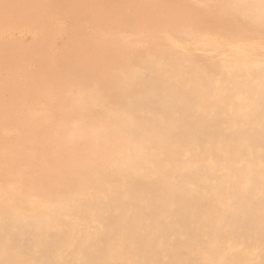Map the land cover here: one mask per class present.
Listing matches in <instances>:
<instances>
[{"label": "bare ground", "instance_id": "6f19581e", "mask_svg": "<svg viewBox=\"0 0 264 264\" xmlns=\"http://www.w3.org/2000/svg\"><path fill=\"white\" fill-rule=\"evenodd\" d=\"M77 1L58 0L57 7L65 11L69 7L73 8V6H76V4H78ZM127 1L129 2L130 0ZM127 1L125 2L128 3ZM180 2L181 4L178 5L177 7L178 10L175 16L176 19L173 20L174 22L168 21L169 23L168 26L171 27V31L157 29L160 32L157 33V35L160 36V44L159 46H156V51L159 53V48L161 45L167 48H171L175 51V57L172 55V61L174 65L173 68H170L168 66L170 63L161 57L162 54L158 55L154 60V65L157 70L156 81L160 83V91L164 96L165 102L163 103L164 105L163 107L166 111L167 118L153 120L154 122L152 121L153 123L151 122L152 124L150 125L151 132H149L148 135L151 139L154 140L156 137H159L157 143L159 144L160 151L162 153L160 155L148 153L149 150L147 145L143 142L139 144L135 143L132 140L133 136L132 134H130L131 131L129 129V126L127 124H124V126L120 128V130L117 129L115 131L116 128L113 130L114 133L122 132L124 133V136L128 134L129 135H128V140L126 141L125 144V148H121L116 152L117 154L112 161L115 162L114 163L115 169L112 170L113 174L110 175L109 173L106 172L101 173V169H100L101 167L99 168L98 158L101 156V153L105 148L103 146L104 142L100 143V139L102 135L105 136L108 134V132L105 129V127L100 124L98 120L96 121L90 120V122L87 121L91 125V128L88 129V131L84 129V126H80V125L75 127L70 126V124L68 123L69 121H65L63 123L58 122L57 124L54 125H52L51 123V126L49 127L47 125L42 126V128H39L36 131H32L30 129L31 130L30 133L29 132L25 133L27 141L30 138V142H32L33 144H41L40 141L35 140L36 139L35 136H40V135H43L44 137L48 136L47 139L49 138V141L46 139L49 142L47 143L48 144L47 149L51 147L50 143L60 142L64 148L66 147L68 149L69 151L68 153L70 155L66 160V162L62 164V170L64 172L63 178L58 179L57 174L55 173L56 174L55 179H52L49 176V178H46L44 180V185L42 184L43 186L40 188V192L43 193L42 197L38 196L32 198L29 202L26 201L27 203L23 202L21 198H19L18 195L16 194L14 198H11V206L15 209L16 212L15 216L13 215L14 216L13 224H16L15 226H17L18 224L20 227L18 233H12L10 238H7L6 245L8 244L11 248L20 247V245H22L25 241L35 240L39 246L37 248L44 255V257H46V259L49 262L57 260L61 264H264V38H263L264 37V0H227V3L225 6H223V9L219 10V12L214 14L203 13L204 11L202 12V9L201 11L196 12L195 10L191 9L192 7L190 8L186 0ZM84 3L86 4V2ZM100 3H102V1L99 3L97 2V4L101 6ZM79 4L77 6H79ZM135 4L137 5L138 3ZM133 5L131 4V6ZM36 7L38 8L39 6ZM170 7H174V5ZM29 8L31 7L29 6ZM141 8L142 9L139 13V17L143 21L147 17L149 21L152 23V25L158 28L162 27L160 26V24L165 22L164 21L165 17H163V19H160V16L159 18L156 17L157 15H154L155 9L152 10L151 9L152 7H150L148 4L146 5L144 4V6ZM25 9H27V7ZM168 10L170 11V9ZM172 10L174 11V9ZM105 11L107 10H104L103 12ZM28 12H30V10ZM134 12L135 11H133V13ZM83 14L81 16L80 14L72 16L71 18L72 25L70 24L71 29H69L70 30L68 33L69 35L67 34L69 40L66 41L67 42L66 51L64 49V53H62L61 55L57 53L60 55L59 56L60 67L62 68L65 74L68 72V70H70V66H71L70 63H72L70 57L71 55L69 56L70 57L69 60L67 57L70 51L76 52L77 48L81 47L83 44L85 45L88 44L91 48H93L92 50H94V52L96 53L98 50L102 51L101 50L102 49L101 47L103 46L102 41L98 39L97 36L91 37L87 33L86 31L87 25L84 24L85 14L84 15ZM100 14H98V16ZM109 14L107 13V15ZM113 14L118 15L115 12H113ZM133 15L135 16V14ZM58 16H62V15H58ZM91 17L92 16H90V18ZM128 17L130 18V16ZM40 18L42 19L43 17ZM49 18L51 17H48V19ZM91 19L93 20V18ZM118 21L120 23L123 22L121 20ZM33 22L35 23V20ZM48 22L50 23V21ZM94 22L96 23V21ZM101 22L102 21H100V23ZM109 22L111 23V21ZM129 22L132 23L133 21L129 19ZM138 22L140 23V21ZM26 23L28 24V22ZM46 23L47 22H45V24ZM89 23L91 24V22ZM37 25L39 26V24ZM23 26L24 25H22L21 27L23 28ZM29 26L30 25H28V27ZM13 27L15 29V26ZM40 27H42V25ZM117 27H119V25ZM2 28L0 27L1 30ZM119 29L121 30L122 28ZM134 29L132 30L134 31ZM111 31L113 32V30ZM1 35L2 34H0V36ZM15 35L12 34V36L16 37L17 35L16 36ZM177 35L180 36L181 39H184L187 42L185 43V45H183V47L181 46L180 38H177ZM108 37L109 36H107V38ZM40 38L39 40H41L42 42L43 38L42 39ZM256 38H258L261 41H256ZM47 39L49 38L47 37ZM38 45L35 44V46L37 47ZM25 46H27V44ZM70 48L71 50H69ZM4 49H6L5 46ZM78 49L81 50L80 48ZM192 49L216 52L217 54L221 55L222 60L219 63H217L215 62V60H213V57H208L205 59V62H200L194 58ZM12 50H14V47ZM32 50L34 49L32 48ZM6 53L8 55L9 52ZM6 53L4 52V54ZM33 53H31V55ZM103 55L101 56L105 57ZM112 56L115 57V55ZM117 56L118 55H116V57ZM148 56L150 57V55ZM31 57L32 56H30V58ZM82 57L83 56H81V58ZM180 57L183 58V61L180 59ZM47 58L49 59L48 54L45 57V60ZM81 58L80 60H82ZM106 58H108V55L106 56ZM83 60H85V57H83ZM114 61L116 62V60ZM17 62H19V59ZM20 64L22 65V63ZM9 66L7 69H9ZM118 67L125 68L127 67V65H125V63L123 64L121 63V65H118ZM118 70L119 69H117V72ZM3 73H5L4 70ZM48 74L49 73L47 71V75ZM96 74L97 73H95V75ZM76 75H74V78ZM135 76L136 75H134V77ZM74 78L73 79L70 78V79L74 80ZM39 79H40V75H39ZM55 79L56 78H54V80ZM66 79L67 78H65V81ZM48 80L50 81V79ZM166 80L172 82L164 86L163 83L166 82ZM18 84H19L18 87H20V83ZM106 84H105V89H107ZM12 85L10 86L12 87ZM66 85L69 86V84ZM74 85H76V83ZM26 88L24 90H26ZM155 89L152 87L147 88L146 92L151 93ZM29 91L31 92V90ZM7 94L9 95L11 93H7ZM18 96L20 97L21 95L19 94ZM98 96H99L98 93H92L86 99V101L94 103L98 98ZM26 97L28 98V96ZM75 102L77 103V105L81 106L83 99L77 98L75 99ZM135 102L142 103V94H140L135 99ZM134 107H135L134 109L139 110L136 104L134 105ZM28 113H33V112L30 111ZM59 116L61 117V114ZM62 116H64V114ZM70 118L71 117H69V119ZM80 118L81 117H79V119ZM25 121L24 122L22 121L21 124L25 123ZM196 121L200 123L196 125L195 124ZM82 122L85 123L86 121H82ZM26 123L29 122L27 121ZM26 125L28 128V124ZM21 126L22 125H20V127ZM193 127L195 129H193ZM134 129H136V127ZM191 129L194 130L195 132L194 136L188 134L190 133ZM86 135L90 136L89 140L83 139ZM6 139L7 142L10 141L8 138ZM40 139L42 138L40 137ZM32 145L30 146V148L32 147ZM102 146L104 148H102ZM90 150L92 151L90 152ZM91 153H93V156ZM77 155H78V158L76 157L77 161L73 160V158H75V156ZM145 158L148 160H146ZM20 160L28 162L29 156H27V154H23V157H21ZM4 161L6 162V160ZM5 162H3V164ZM43 165L44 164H42V166ZM56 165L58 166V163ZM91 173L96 175V177L93 180L91 178ZM13 174L14 176L12 175L13 179L11 180V182L18 183L19 171L15 169ZM0 176L3 175L0 174ZM5 178L8 177L6 176ZM91 182H93L99 188V190H97L98 193L90 194L88 192L87 194V192L82 191V188H86V185H89ZM32 193H30V195ZM35 193L36 192H34V194ZM96 225H98L99 228L94 229L93 232L91 233L89 231L90 226L95 227ZM81 226H85L86 229L83 230ZM13 230L14 229H12L11 231ZM7 231L9 232V230ZM5 235L7 236V234ZM15 260L18 263L24 262L26 264H36L33 259L27 258L22 250L16 253ZM0 264H5V258L1 256V254H0Z\"/></svg>", "mask_w": 264, "mask_h": 264}, {"label": "rangeland", "instance_id": "374dc122", "mask_svg": "<svg viewBox=\"0 0 264 264\" xmlns=\"http://www.w3.org/2000/svg\"><path fill=\"white\" fill-rule=\"evenodd\" d=\"M14 1V2H13ZM1 0L0 1V174L3 176H0V254L5 258V264H26V263H18L15 260L16 253H18L20 250L23 251L24 255L27 258H31L35 261L36 264H61L59 261H48L46 257L39 251L37 247L38 243L35 240H29L25 241L20 247H10L8 244L6 245L7 238H10L12 233H18L19 231V225L15 226L14 223V216L16 214L15 209L11 206V198H14L16 195H18L19 198L23 202H29L32 198L35 197H42L43 193L40 192V188L44 185V180L46 178H49V176L52 179L57 178L61 179L64 177V172L62 170V164L66 162V160L69 157V151L65 147L61 145L60 142H54L50 143L51 147L47 149V143H49L48 136L44 137L43 135L35 136L36 141H40L41 144H33L30 142V138L27 141L26 132L36 131L39 128H42V126H51L54 124H57L58 122L63 123L65 121H69L68 123L70 126H84V129L88 131V129L91 128V125L88 123L91 121L98 120L102 126L105 127L108 134L101 137L100 143H103L104 150L101 153V156L98 158L99 168L101 169V173H109L110 175L113 174L112 170L115 169V162H112L113 159L116 156L117 150L121 148H125L126 141L128 140V135L124 136V133L115 131L124 126V124H127L129 126V129L131 131L130 134L133 136V141L137 144L143 142L148 147V153L160 155L162 152L160 151V146L157 143V140L159 137H156L155 140L151 139L148 135L150 130V125L154 122L155 119H164L167 118L166 111L164 109L163 103L164 96L160 91V83L156 81V74L157 70L154 65V60L158 55H161L162 58H164L166 61H168L170 64L168 65L170 68H173V61H172V55L175 57V51L171 48H167L165 46H160L159 53L156 51V46H159L160 44V36L157 35V33H160L158 30H170L171 27L168 26V21L172 22L176 19V12L178 10V5L181 4L180 1L183 0H130V4L126 3L124 0H76L78 4L76 6L69 7L65 11L62 9H59L57 7L58 0ZM27 3H26V2ZM49 1V2H48ZM57 1V3H56ZM80 1V2H79ZM93 3H91V2ZM96 1V2H95ZM101 6L97 4V2H101ZM104 1V2H103ZM118 1V2H117ZM124 1V2H123ZM153 1V2H152ZM156 1V2H155ZM171 1V4H170ZM211 1V2H210ZM4 2V4H3ZM25 2V3H23ZM55 2V3H54ZM82 2V3H81ZM86 2V4L84 3ZM106 2V3H105ZM186 2L189 4L190 8L195 10L196 12L201 11L203 13H217L219 10L223 9V6L226 5L227 0H186ZM8 3V4H7ZM21 3V4H20ZM29 3V4H28ZM33 3V4H32ZM38 5H37V4ZM104 3V4H103ZM126 3V4H125ZM135 3H138L137 5ZM168 3V4H166ZM177 3V4H175ZM43 4V5H41ZM47 4V5H46ZM56 4V5H55ZM82 4V5H81ZM93 4V5H92ZM108 4V5H106ZM120 4V5H119ZM125 4V5H124ZM129 6H128V5ZM131 4H135L131 6ZM144 4H148L151 9L154 10V15H157L156 17L160 19L164 18V23H161L160 28L155 27L152 25V23L149 21V19L146 17V19L143 21L139 17V13L141 11V7L144 6ZM174 7H170L173 6ZM15 5V7H14ZM33 5V7H32ZM49 5V6H48ZM51 5V6H50ZM53 5V6H52ZM111 5V6H110ZM115 5V6H114ZM159 5V6H158ZM166 5V6H164ZM194 5V6H193ZM3 6V7H2ZM17 6V7H16ZM19 6V7H18ZM27 9H25L26 7ZM29 6L31 8H29ZM36 6H39L38 8ZM45 6V7H44ZM91 6V7H90ZM98 6V7H97ZM106 6V7H105ZM117 6V7H116ZM122 6V7H121ZM156 6V7H154ZM176 6V8H175ZM13 7V8H12ZM25 7V8H24ZM54 9H53V8ZM84 7V8H83ZM96 7V9H95ZM110 7V8H109ZM119 7V8H118ZM124 7V8H123ZM132 7V8H130ZM160 9H159V8ZM194 7V8H193ZM8 8V9H6ZM20 8V9H19ZM22 8V9H21ZM45 8V9H44ZM77 8V9H76ZM94 8V9H92ZM100 8V9H99ZM106 8V9H105ZM113 8V9H112ZM118 8V9H117ZM126 8V9H125ZM137 8V9H136ZM140 8V9H139ZM162 8V9H161ZM197 8V10H196ZM12 9V11H11ZM18 9V10H15ZM24 9V10H23ZM35 9V10H34ZM43 9V10H41ZM74 9V10H72ZM91 9V10H90ZM107 10L103 12L102 10ZM110 9V12H109ZM128 9V10H127ZM136 9V10H134ZM164 9V10H163ZM170 9V11L168 10ZM174 9V11L172 10ZM6 10V11H5ZM14 10V11H13ZM22 10V11H21ZM30 10V12H28ZM41 10V11H40ZM53 10V11H52ZM57 10V11H56ZM61 10V11H59ZM78 10V11H77ZM85 10V11H84ZM127 10V11H126ZM135 11L133 13V11ZM138 10V12H137ZM25 11V12H24ZM34 11V12H32ZM36 11V12H35ZM69 11V12H68ZM80 11V12H79ZM94 11V12H92ZM101 11V12H100ZM124 11V12H123ZM40 14H38V13ZM42 12V13H41ZM44 12V13H43ZM46 12V13H45ZM51 12V13H50ZM58 14H57V13ZM86 12V13H85ZM98 12V13H97ZM115 12L118 15L113 14ZM120 12V14H119ZM167 12V13H165ZM6 13V14H5ZM8 13V14H7ZM13 13V14H12ZM19 13V14H18ZM24 13V15H23ZM26 13V14H25ZM31 13V14H30ZM67 13V14H66ZM69 13V15H68ZM74 13V14H73ZM76 13V14H75ZM85 15H84V14ZM92 13V14H91ZM94 13V14H93ZM101 13V14H100ZM107 13L109 15H107ZM132 13V14H131ZM157 13V14H156ZM159 13V14H158ZM201 13V12H200ZM11 14V15H10ZM29 14V15H28ZM36 14V15H35ZM48 14V15H47ZM50 14V15H49ZM71 14V16H70ZM80 16L83 14L84 16V24L86 26V31L91 37H96L100 39L103 43V46L101 47L102 51L98 50L97 53L92 50L88 44H83L79 50L77 48V53L75 51H68V60L71 57L70 70L65 74L62 68L60 67V59L59 56L64 53V49L66 51V45L69 40L67 34L69 33V29H71V18L73 15ZM97 14V15H96ZM98 14H100L98 16ZM105 14V15H104ZM112 14V15H111ZM123 14V15H122ZM135 14V16L133 15ZM172 14V15H171ZM9 15V17H8ZM24 17H23V16ZM55 15V16H53ZM62 15V16H58ZM111 15V16H110ZM130 16V18L128 16ZM16 17L15 19L13 18ZM46 16V17H45ZM57 16V17H56ZM67 16V17H66ZM89 18H88V17ZM93 18V20L90 18ZM103 16V17H102ZM116 18L114 19L113 18ZM124 16V17H123ZM133 16V17H132ZM32 17V18H31ZM39 17V18H38ZM40 17H43L42 20ZM48 17H51L48 19ZM54 17V19H53ZM62 17V18H61ZM106 17V18H104ZM108 17V18H107ZM119 17V18H118ZM31 18V19H30ZM38 20H37V19ZM66 18V19H64ZM68 18V19H67ZM97 18V19H95ZM111 18V19H110ZM124 18V19H123ZM168 20H167V19ZM11 19V20H10ZM25 21H24V20ZM27 19V20H26ZM40 19V20H39ZM53 19V20H52ZM61 19V21H60ZM88 21H86V20ZM99 19V20H98ZM103 19V20H102ZM129 19H131L133 24L129 22ZM135 19V20H133ZM139 19V20H138ZM148 19V21H147ZM6 20V21H4ZM35 20V23L33 22ZM68 20V21H65ZM107 20V21H106ZM111 21V23L109 21ZM116 20V21H115ZM118 20L123 21L120 23ZM23 21V22H22ZM30 21V22H29ZM41 21V23H40ZM50 21V23L48 22ZM59 21V22H58ZM63 21V22H62ZM70 21V22H69ZM96 21V23L94 22ZM100 21H102L100 23ZM114 21V24H113ZM140 21V23L138 22ZM8 22V23H7ZM28 22V24L26 23ZM45 22H47L45 24ZM65 22V23H64ZM91 22V24L89 23ZM126 22V23H125ZM174 22V21H173ZM20 23V24H19ZM25 23V24H24ZM32 23V24H31ZM104 23V24H103ZM135 23V24H134ZM167 23V25H166ZM4 24V25H3ZM6 24V25H5ZM10 24V26H9ZM15 24V25H14ZM39 24V26L37 25ZM71 24V25H70ZM99 24V25H98ZM102 24V25H101ZM128 24V25H127ZM149 24V25H148ZM164 24V25H163ZM22 25L23 28L21 27ZM28 25H30L28 27ZM35 25V26H33ZM42 25V27H40ZM56 25V26H54ZM68 25V27H67ZM70 25V26H69ZM98 25V26H97ZM113 25V26H112ZM119 25V27H117ZM127 25V26H126ZM131 25V26H130ZM9 28H8V27ZM15 26V29L14 27ZM20 26V27H19ZM38 26V27H37ZM46 26V27H45ZM52 26V27H50ZM65 26V27H64ZM101 26V28H100ZM104 26V27H102ZM106 26V29H105ZM139 26V27H138ZM146 26V27H145ZM168 26V27H167ZM17 27V28H16ZM28 27V28H27ZM32 27V28H31ZM50 27V28H48ZM56 27V28H55ZM61 27V28H60ZM73 27V26H72ZM95 27V28H94ZM97 27V28H96ZM141 27V28H140ZM5 28V29H4ZM19 28V30H18ZM54 28V29H53ZM92 28V29H91ZM109 28V29H107ZM112 28V29H111ZM114 28V29H113ZM116 28V29H115ZM119 28H122L121 30ZM134 29V31L132 29ZM139 28V29H138ZM144 28V29H143ZM64 29V30H63ZM103 29V30H102ZM130 29V30H129ZM158 29V30H157ZM28 30V31H27ZM41 30V31H40ZM48 30V31H47ZM51 30V33H50ZM67 33H66V31ZM109 30V31H108ZM113 30V32L111 31ZM139 30V31H138ZM143 30V32H142ZM155 30V31H154ZM2 31V33H1ZM20 31V32H19ZM35 31V32H33ZM129 31V32H128ZM131 31V32H130ZM133 31V32H132ZM158 31V32H157ZM8 32V33H7ZM14 32V33H13ZM40 32V33H38ZM111 32V33H110ZM123 32V33H122ZM137 32V33H136ZM45 33V34H44ZM64 33V34H62ZM125 33V34H124ZM133 33V34H132ZM139 33V34H138ZM9 34V35H8ZM15 35L16 37L12 36ZM48 34V36H47ZM55 34V35H54ZM23 35V36H22ZM40 35V36H38ZM43 35V36H42ZM69 35V34H68ZM117 35V36H116ZM124 35V36H123ZM9 36V37H8ZM21 36V37H20ZM51 36V37H50ZM63 36V37H62ZM107 36H109L107 38ZM7 37V38H6ZM41 37V38H40ZM47 37L49 39H47ZM66 37V38H65ZM87 37V36H86ZM115 37V38H114ZM3 40H2V39ZM42 39V42L41 40ZM58 38V39H57ZM63 38V39H62ZM177 38H180L181 46L185 45L187 43L184 39H181L180 36L177 35ZM264 38V37H263ZM65 39V40H64ZM2 40V41H1ZM19 40V41H18ZM21 40V41H20ZM23 40V41H22ZM47 40V41H46ZM49 40V41H48ZM54 40V41H52ZM108 40V41H107ZM116 40V41H115ZM118 40V41H117ZM134 40V41H133ZM9 41V42H8ZM35 41V42H34ZM126 41V42H125ZM256 41H261L258 38H256ZM8 42V43H7ZM41 42V43H40ZM45 42V43H44ZM49 44H48V43ZM60 42V43H59ZM64 42V43H63ZM155 46H153L151 43ZM154 42V43H153ZM6 43V45H5ZM13 43V44H12ZM18 45H17V44ZM38 45L35 46V44ZM51 43V45H50ZM66 43V44H65ZM106 43V44H105ZM127 43V44H126ZM134 43V44H133ZM157 43V44H156ZM27 44V46H25ZM63 46H61V45ZM108 44V45H107ZM6 49H4V46ZM10 45V46H9ZM15 45V46H13ZM47 45V46H46ZM54 45V47H53ZM115 45V46H114ZM120 45V46H119ZM142 45V46H141ZM19 46V47H18ZM33 46V47H32ZM43 46V47H42ZM111 46V47H110ZM152 48H151V47ZM14 47V50H12ZM26 47V48H25ZM47 47V48H45ZM107 47V48H106ZM117 47V48H116ZM162 47V48H161ZM25 48V50H24ZM32 48L34 50H32ZM36 48V49H35ZM58 48V49H57ZM72 48V47H71ZM71 48L69 50H71ZM110 48V49H109ZM113 48V49H112ZM121 48V49H120ZM128 50H127V49ZM192 48V47H191ZM3 49V50H2ZM20 49V50H18ZM28 49V50H27ZM31 49V50H30ZM40 49V51H39ZM43 49V50H42ZM46 51H45V50ZM104 49V50H103ZM120 49V50H119ZM123 49V50H122ZM154 49V50H152ZM163 49V50H162ZM7 50V51H6ZM37 50V51H36ZM62 50V52H61ZM84 50V51H83ZM107 50V51H106ZM113 50V51H112ZM118 50V51H117ZM122 50V51H121ZM139 50V51H138ZM162 50V51H161ZM22 51V52H21ZM35 51V52H34ZM45 51V52H44ZM55 51V52H54ZM86 51V52H85ZM90 51V53H89ZM117 51V52H116ZM161 51V52H160ZM164 51V52H163ZM195 51V52H194ZM4 52H9L4 54ZM16 52V53H15ZM25 52V53H24ZM34 52V53H33ZM52 52V53H51ZM75 52V53H74ZM82 52V53H81ZM105 52V53H104ZM116 52V53H115ZM133 52V53H132ZM139 52V53H138ZM19 53V54H18ZM21 53V54H20ZM24 53V54H23ZM28 53V54H27ZM31 53H33L31 55ZM36 53V54H35ZM39 53V54H38ZM41 53V54H40ZM54 53V54H53ZM59 53V54H57ZM95 53V54H94ZM107 53V54H106ZM112 53V54H111ZM120 53V54H119ZM131 53V54H130ZM148 53V54H147ZM192 53L194 55V58L197 59L200 62H205V59L208 57H213V60L215 62L219 63L222 60L221 55L217 54L216 52H209V51H202L198 49H192ZM209 53V54H208ZM11 54V55H10ZM14 54V55H13ZM18 54V55H17ZM36 56H35V55ZM45 60V57L47 56ZM51 54V55H50ZM78 54V55H77ZM81 54V55H79ZM86 54V55H85ZM90 54V55H89ZM100 54V55H98ZM104 54V55H103ZM106 54V55H105ZM125 54V55H124ZM22 55V56H21ZM28 55V56H27ZM34 55V56H33ZM46 55V56H44ZM54 55V56H53ZM71 55V56H70ZM88 55V56H87ZM101 55L105 56L102 57ZM108 55V58L106 56ZM112 55H115L113 57ZM116 55H118L116 57ZM144 55V56H143ZM150 55V57L148 56ZM154 55V56H153ZM206 55V56H205ZM6 56V57H5ZM18 56V57H17ZM30 56H32L30 58ZM57 56V57H56ZM70 56V57H69ZM75 56V57H74ZM85 57V60H83V57ZM91 56V57H90ZM93 56V57H92ZM100 56V57H99ZM120 56V59H119ZM128 58H127V57ZM137 56V57H136ZM147 56V57H146ZM5 57V58H4ZM9 57V58H7ZM17 57V58H16ZM20 57V58H19ZM23 57V59H22ZM35 57V58H34ZM78 57V58H77ZM89 57V58H87ZM112 57V58H111ZM7 58V59H6ZM11 58V59H10ZM14 58V59H13ZM25 58V59H24ZM41 58V60H40ZM77 58V59H76ZM80 58L82 60H80ZM95 58V59H94ZM107 60H106V59ZM115 58V59H114ZM19 59V62H17ZM29 59V60H28ZM35 59V60H34ZM39 59V60H38ZM77 62H75L74 61ZM102 59V60H101ZM145 59V60H144ZM180 59L183 61V58L180 57ZM11 62H9V61ZM25 60V61H23ZM34 60V61H33ZM52 60V61H51ZM55 60V61H54ZM92 60V61H91ZM104 60V61H103ZM116 60V62L114 61ZM121 60V61H120ZM127 60V61H126ZM129 60V61H128ZM5 63H4V62ZM34 63H32V62ZM37 61V62H36ZM47 61V62H46ZM51 61V62H50ZM58 61V62H57ZM86 61V62H85ZM99 61V62H98ZM109 61V62H108ZM7 62V63H6ZM14 62V63H12ZM42 62V63H41ZM50 62V63H49ZM84 62V63H83ZM97 62V63H96ZM22 63V65L20 64ZM27 63V64H26ZM46 63V64H45ZM100 63V65H99ZM102 63V64H101ZM104 63V64H103ZM106 63V64H105ZM121 63H125L127 67L120 68L118 65H121ZM127 63V64H126ZM136 63V64H135ZM9 66V69L8 66ZM29 64V65H28ZM34 64V65H33ZM40 64V65H39ZM52 64V65H51ZM57 64V65H56ZM79 64V65H78ZM85 64V65H84ZM87 64V66H86ZM92 64V65H91ZM115 64V65H114ZM117 64V65H116ZM4 65V66H3ZM15 65V66H14ZM48 65V66H47ZM55 65V67H54ZM59 65V66H58ZM78 65V66H77ZM94 65V66H93ZM109 65V66H108ZM112 65V66H111ZM135 65V66H134ZM12 66V67H11ZM27 66V67H26ZM38 66V67H36ZM42 68H40V67ZM52 66V67H51ZM78 68H76V67ZM117 66V67H116ZM19 67V68H18ZM22 67V68H21ZM47 67V68H46ZM61 69H60V68ZM92 67V68H91ZM130 67V68H129ZM16 70H14V69ZM26 68V69H25ZM36 68V69H35ZM46 68V69H45ZM73 71H72V69ZM76 68V69H75ZM94 68V69H93ZM99 68V70H98ZM144 68V69H143ZM44 69V71H43ZM51 69V70H50ZM57 69V70H56ZM60 69V70H59ZM75 69V70H74ZM117 69L118 72H117ZM121 69V70H120ZM128 69V70H127ZM2 70V71H1ZM3 70L5 73H3ZM10 70V71H9ZM12 70V71H11ZM33 70V71H32ZM39 70V71H38ZM82 70V71H81ZM87 70V71H84ZM127 70V71H126ZM30 71V73H29ZM37 71V72H36ZM43 71V72H41ZM48 71V75H47ZM52 71V73H51ZM54 71V72H53ZM59 71V72H58ZM63 71V72H62ZM75 71V73H74ZM77 71V72H76ZM79 71V74H78ZM90 71V72H89ZM96 71V72H94ZM102 71V72H101ZM104 71V72H103ZM106 71V73H105ZM121 71V72H120ZM15 74H13V73ZM70 72V74H69ZM82 72V73H81ZM94 72V73H93ZM108 72V73H107ZM115 74H114V73ZM123 72V73H122ZM127 72V73H126ZM35 75H34V74ZM42 73V74H41ZM46 73V74H45ZM58 73H62L61 75ZM73 73V74H72ZM81 73V74H80ZM86 73V74H85ZM95 73H97L95 75ZM101 73V74H100ZM119 73V74H118ZM19 74V75H18ZM26 74V75H25ZM29 74V75H28ZM33 74V75H32ZM56 74V75H55ZM65 74V75H63ZM78 74V75H76ZM124 74V75H123ZM4 75V76H3ZM13 75V76H12ZM18 75V76H16ZM23 75V76H22ZM31 75V77H30ZM40 75V79H39ZM51 75V76H50ZM55 75V76H54ZM59 75V76H58ZM73 75V76H72ZM74 75L75 78H74ZM82 75V76H81ZM99 77H98V76ZM109 75V76H108ZM113 75V76H111ZM115 75V77H114ZM134 75H136L134 77ZM16 76V78H15ZM25 76V77H24ZM43 76V77H41ZM50 78H49V77ZM58 78H57V77ZM66 81H65V78ZM71 76V77H70ZM14 77V78H12ZM28 77V78H27ZM78 77V78H77ZM81 77V78H80ZM83 77V78H82ZM101 77V79H100ZM108 77V78H107ZM110 77V78H109ZM9 78V79H7ZM31 78V79H30ZM42 78V79H41ZM46 78V79H45ZM54 78H56L54 80ZM70 78H74V80H71ZM77 78V79H76ZM85 78V79H84ZM89 78V79H88ZM94 78V79H93ZM96 78V79H95ZM98 78V79H97ZM109 80H107V79ZM4 79V80H3ZM18 79V80H17ZM24 79V80H23ZM30 79V80H29ZM35 79V80H34ZM50 79V81L48 80ZM114 79V81H113ZM118 79V80H117ZM26 80V82H25ZM37 80V81H36ZM40 80V81H39ZM56 82H54V81ZM58 80V81H56ZM69 80V81H67ZM88 80V81H87ZM92 80V81H91ZM94 80V81H93ZM101 80V81H100ZM4 81V82H3ZM8 82L6 83V82ZM48 84H46L45 82ZM52 81V82H51ZM74 81V82H73ZM80 81V83H79ZM97 81V82H96ZM100 81V82H98ZM108 81V83H107ZM121 81V83H120ZM123 81V82H122ZM13 84H11V83ZM32 82V83H31ZM51 82V83H50ZM54 82V83H53ZM62 82V83H61ZM87 82V83H86ZM94 82V83H92ZM112 82V83H111ZM119 82V83H118ZM167 82V83H166ZM166 82L163 83L165 86L166 84H170L172 81L166 80ZM20 83V87L19 84ZM26 83V84H25ZM42 83V84H41ZM58 83V84H57ZM76 83V85H74ZM86 83V84H85ZM90 83V85H89ZM107 83V84H106ZM115 83V84H113ZM24 84V85H23ZM39 86H38V85ZM66 84H69L67 86ZM83 86H82V85ZM105 84L106 88L105 89ZM113 84V85H111ZM118 84V85H117ZM121 84V85H120ZM135 84V85H134ZM145 84V85H144ZM8 85V86H7ZM12 85V87L10 86ZM15 85V87H14ZM22 85V86H21ZM33 87H30V86ZM36 85V86H35ZM44 85V86H43ZM63 85V86H62ZM65 85V86H64ZM78 85V86H77ZM100 85V86H99ZM108 85V86H107ZM27 86V88H26ZM51 86V87H50ZM58 86V87H57ZM75 86V88H74ZM77 86V87H76ZM87 86V88H86ZM94 86V87H91ZM97 86V87H95ZM113 86V87H112ZM121 86V87H120ZM123 86V87H122ZM17 87V88H16ZM24 87V88H23ZM36 87V88H35ZM39 87V88H38ZM42 87V89H41ZM44 87V88H43ZM80 87V88H79ZM117 87V89H116ZM125 87V88H124ZM156 88L151 93H147V88ZM2 88V89H1ZM16 88V89H15ZM23 88V89H22ZM26 88V90H24ZM35 88V89H34ZM50 88V89H49ZM79 88V89H78ZM83 88V89H82ZM119 88V89H118ZM45 89V90H44ZM58 89V90H57ZM14 90V91H13ZM19 90V91H18ZM24 90V91H23ZM31 90V92L29 91ZM38 90V91H37ZM48 92H47V91ZM62 90V91H61ZM109 90V91H108ZM122 90V91H121ZM2 91V92H1ZM21 91V92H20ZM28 93H27V92ZM43 91V92H42ZM46 91V92H44ZM59 91V92H58ZM61 91V92H60ZM71 91V92H70ZM73 91V93H72ZM76 91V92H75ZM100 91V92H99ZM11 94H7V93ZM13 92V93H12ZM16 94H15V93ZM35 94H34V93ZM51 92V93H50ZM57 92V93H56ZM66 92V93H64ZM18 93V94H17ZM49 93V94H48ZM61 93V94H60ZM64 93V94H63ZM92 93H98L99 96L96 99L94 103L87 102L86 99L92 94ZM115 93V94H114ZM128 93V94H127ZM21 95L20 97L18 95ZM59 97H58V95ZM123 94V95H122ZM127 94V95H126ZM132 94V95H131ZM142 94V103L135 102V99ZM3 95V96H2ZM15 95V97H14ZM45 97H44V96ZM11 96V97H10ZM28 96V98L26 97ZM123 96V97H122ZM130 96V97H129ZM133 96V97H132ZM3 97V99H2ZM24 97V98H23ZM30 97V98H29ZM37 97V98H36ZM61 97V98H60ZM9 98V99H8ZM15 98V99H14ZM18 98V99H17ZM21 98V99H20ZM23 98V100H22ZM68 98V99H67ZM80 98L83 99L82 105L79 106L75 102V99ZM119 98V99H118ZM123 98V99H122ZM44 99V100H43ZM56 99V100H55ZM12 100V101H11ZM14 100V102H13ZM55 100V101H54ZM61 100V101H60ZM67 100V101H66ZM122 100V101H121ZM47 101V102H46ZM112 101V102H110ZM24 102V103H23ZM38 102V103H36ZM55 102V103H54ZM58 102V103H57ZM62 102V103H61ZM145 102V103H143ZM14 103V104H13ZM22 103V104H21ZM61 103V104H60ZM139 103V104H138ZM4 104V106H3ZM25 104V105H24ZM52 104V105H51ZM63 104V105H62ZM101 104V105H100ZM137 105V108L139 110L134 109V105ZM9 105V108H8ZM11 105V106H10ZM19 105V106H18ZM27 105V106H26ZM56 105V106H55ZM99 105V106H98ZM104 105V106H103ZM24 106V107H23ZM29 106V107H28ZM32 106V107H31ZM55 106V107H53ZM60 106V108H59ZM65 106V107H64ZM17 107V108H16ZM27 107V108H26ZM16 108V110H15ZM31 108V109H30ZM39 108V109H38ZM49 108V109H48ZM59 108V109H58ZM66 108V109H65ZM76 108V109H75ZM5 112H4V110ZM11 109V110H10ZM24 111H23V110ZM27 109V110H26ZM48 109V111H47ZM55 109V110H54ZM80 109V110H79ZM82 109V110H81ZM58 110V111H57ZM62 110V111H61ZM71 110V111H70ZM73 110V111H72ZM103 110V111H102ZM33 113H28V112ZM66 111V112H65ZM80 113H79V112ZM2 112V113H1ZM24 112V113H23ZM46 112V113H45ZM48 112V113H47ZM59 112V113H58ZM69 112V113H68ZM78 112V113H77ZM104 114H102V113ZM52 113V114H51ZM83 113V114H82ZM101 113V114H100ZM16 114V115H15ZM61 114V117L59 116ZM64 114V116H62ZM68 114V115H67ZM25 115V118H24ZM29 115V116H28ZM53 115V116H52ZM82 115V116H81ZM97 115V116H96ZM147 115V116H146ZM151 115V116H150ZM8 116V117H7ZM31 116V117H30ZM68 116V117H66ZM73 116V117H72ZM78 116V117H77ZM87 116V117H86ZM100 116V117H99ZM60 119H58V118ZM69 117H71L69 119ZM79 117H81L79 119ZM91 117V118H90ZM96 117V118H95ZM24 118V119H23ZM29 118V119H28ZM100 118V119H99ZM122 118V119H121ZM53 119V120H52ZM65 119V120H64ZM114 119V120H112ZM4 120V121H3ZM27 120L29 123H26ZM56 120V121H55ZM106 120V121H105ZM3 121V122H2ZM7 121V124H6ZM16 124H15V122ZM24 122L21 124V122ZM71 121V122H70ZM82 121H86L83 123ZM88 121V122H87ZM153 121V122H152ZM75 122V123H74ZM105 122V123H104ZM152 122V123H151ZM15 125H14V124ZM20 123V124H19ZM103 123V124H102ZM200 122H195L196 125H198ZM13 124V125H12ZM25 124V125H24ZM28 124V128L27 125ZM68 124V125H69ZM4 125V126H3ZM10 125V127H9ZM20 125H22L20 127ZM18 126V127H17ZM5 127V128H4ZM136 127V129H134ZM34 130H33V129ZM37 128V129H36ZM31 129V130H30ZM193 129H195L193 127ZM17 131V132H16ZM19 131V132H18ZM8 132V133H7ZM15 132V133H14ZM24 133V135H23ZM14 134V136H13ZM191 136L195 135L194 130L191 129L190 133H188ZM23 135V136H22ZM17 136V137H16ZM14 137V138H13ZM23 137V138H21ZM40 137L42 139H40ZM44 137V138H43ZM8 138L9 142H7ZM19 138V139H17ZM4 139V140H1ZM17 139V141H16ZM25 139V140H23ZM48 141H47V140ZM84 140H89L90 136L86 135ZM14 141V142H13ZM23 141V142H22ZM21 144H20V143ZM23 143V144H22ZM57 143V144H56ZM71 143V142H69ZM15 144V145H14ZM27 144V145H26ZM33 144V145H32ZM60 144V145H59ZM77 144V143H75ZM14 148H12L11 146ZM32 147L30 148V146ZM56 145V146H55ZM2 146V147H1ZM8 146V147H7ZM15 146V147H14ZM26 146V147H25ZM61 146V147H60ZM6 147V149H5ZM39 147V148H38ZM63 147V148H62ZM38 148V149H37ZM46 148V149H45ZM56 150H55V149ZM62 148V149H59ZM27 149V150H26ZM53 149V150H52ZM67 149V150H66ZM106 149V150H105ZM2 150V152H1ZM48 150V151H46ZM52 150V151H51ZM125 150V149H123ZM21 151V152H20ZM37 151V152H36ZM66 151V152H65ZM92 150H90L91 152ZM9 152V153H8ZM36 152V154H35ZM50 152V153H49ZM55 152V153H54ZM59 152V153H58ZM2 153V154H1ZM6 153V154H5ZM8 153V155H7ZM94 153V152H93ZM93 153L92 156H93ZM108 153V154H107ZM20 154V155H19ZM23 154H27L29 156V161H22L20 160L21 157H23ZM47 154V156H46ZM52 154V155H51ZM32 155V157H31ZM52 157H51V156ZM61 155V156H60ZM65 155V156H64ZM114 155V156H113ZM3 156V157H2ZM8 156V157H7ZM56 156V158H55ZM50 157V158H49ZM61 157V158H60ZM78 155L73 158V160L77 161ZM3 158V159H2ZM10 158V159H8ZM45 158V159H44ZM49 158V159H48ZM60 158V159H59ZM18 159V160H17ZM35 159V160H34ZM146 159V158H145ZM3 160V161H2ZM6 160V162L4 161ZM10 160V161H9ZM12 160V161H11ZM35 162H34V161ZM51 160V161H49ZM53 160V161H52ZM63 160V161H62ZM148 160V159H146ZM14 161V162H13ZM32 161V163H31ZM59 161V162H58ZM3 162H5L3 164ZM17 162V163H16ZM22 162V163H21ZM43 162V163H42ZM16 163V164H15ZM24 163V164H23ZM29 163V164H28ZM53 163V164H52ZM58 163V166L56 165ZM110 163V164H109ZM3 164V165H2ZM36 164V165H35ZM42 164H44L42 166ZM52 164V165H51ZM9 165V166H8ZM17 165V166H15ZM31 165V166H29ZM46 165V167H45ZM112 165V166H111ZM2 166V167H1ZM7 166V167H6ZM33 166V167H32ZM39 166V167H38ZM111 166V167H110ZM11 167V168H10ZM13 167V168H12ZM15 167V168H14ZM31 167V168H30ZM48 167V168H47ZM59 167V168H58ZM61 167V169H60ZM5 168V169H4ZM22 168V169H21ZM40 168V169H38ZM53 168V169H52ZM57 168V169H56ZM11 169V170H10ZM19 171V181L18 183H12L11 180L14 176V171ZM30 171H29V170ZM35 169V170H34ZM51 169V170H50ZM4 170V171H3ZM9 170V171H8ZM13 170V171H12ZM25 170V171H23ZM33 170V171H32ZM48 170V171H47ZM104 170V171H103ZM3 171V172H2ZM13 173H12V172ZM29 171V172H28ZM44 171V172H43ZM53 171V172H52ZM38 172V173H37ZM63 172V173H61ZM11 173V174H10ZM26 173V174H25ZM30 173V174H29ZM37 173V174H36ZM53 173V174H52ZM56 173V174H55ZM60 173V174H59ZM46 174V175H45ZM49 174V175H48ZM13 175V176H12ZM28 175V176H27ZM34 175V176H33ZM43 175V176H42ZM61 177H60V176ZM93 175V177H92ZM8 178H5V177ZM11 179H10V178ZM25 177V178H24ZM30 177V178H29ZM45 177V178H44ZM96 177L95 174L91 173L92 180ZM113 177V176H111ZM40 178V179H39ZM8 179V181H7ZM25 179V180H24ZM30 179V180H29ZM24 180V181H23ZM35 181V182H34ZM56 181V180H55ZM11 182V183H10ZM25 184H23V183ZM32 182V184H31ZM40 184H39V183ZM26 183H30L29 186ZM5 184V185H3ZM15 184V185H14ZM20 184V185H19ZM35 184V185H34ZM43 184V185H42ZM34 185V186H33ZM11 186V187H10ZM28 190L26 191L25 190ZM28 188V189H27ZM33 188V189H32ZM39 189V190H38ZM34 190V191H33ZM99 188L91 182L89 185H86V188H82V191L88 192L90 194L98 193ZM33 193H32V192ZM34 192H36L34 194ZM30 193H32L30 195ZM16 194V195H15ZM28 194V195H26ZM41 196H40V195ZM14 195V196H13ZM13 196V197H12ZM26 196V197H25ZM31 197V198H30ZM46 197V196H44ZM27 198V199H26ZM69 201V200H67ZM26 202V203H27ZM10 208V209H9ZM12 210V211H11ZM2 213V214H1ZM8 214V215H7ZM2 215V216H1ZM14 215V216H13ZM7 218V219H6ZM6 222V223H5ZM12 225V228H11ZM14 225V226H13ZM10 226V227H9ZM100 226V224H99ZM98 225L95 227L89 228V231L92 233L94 229L99 228ZM83 230H85V226H81ZM9 230V232L7 230ZM14 229L13 231H11ZM82 230V231H83ZM2 233V234H1ZM4 234V236H3ZM7 234V236L5 235ZM2 237V239H1ZM5 245V246H4ZM9 247V248H8ZM36 247V248H35ZM23 248V249H22ZM35 248V249H33ZM2 249V250H1ZM20 249V250H19ZM11 250V251H10ZM14 252V253H13ZM68 252V251H67ZM33 253V254H32ZM36 259V260H35ZM39 261V262H38Z\"/></svg>", "mask_w": 264, "mask_h": 264}]
</instances>
